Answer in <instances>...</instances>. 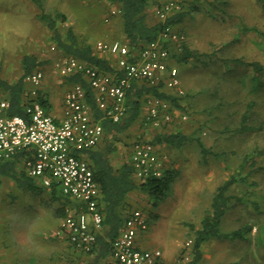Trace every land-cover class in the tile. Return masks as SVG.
Instances as JSON below:
<instances>
[{
    "label": "rangeland",
    "instance_id": "374dc122",
    "mask_svg": "<svg viewBox=\"0 0 264 264\" xmlns=\"http://www.w3.org/2000/svg\"><path fill=\"white\" fill-rule=\"evenodd\" d=\"M41 2L44 13L65 16V22L58 23L62 35L72 28L79 40L92 46L121 41L117 18L104 22L115 8L104 0ZM199 2L179 30L172 28L196 55L188 64L175 65L184 92L179 111L187 116L180 128L187 141L179 148L155 146L174 177L168 196L151 211L144 195H133L132 210L141 211L148 226L138 246L159 250L169 264H180L184 243L194 240L216 188L234 175L244 182L230 191L231 204L217 229L223 234L241 231V236L209 240L201 248L199 264H264V71L260 87L252 91L254 71L248 66L264 68V0ZM39 14L30 0H0L2 80L16 82L22 56L32 54L45 62L41 68L47 78L55 85L59 81L52 66L61 56L51 50V33L36 17ZM64 88L56 92L57 99ZM242 126L252 130L241 131ZM155 131L139 121L119 134L112 157L127 160L135 138L151 142ZM62 206L60 199L51 202L46 191L17 187L7 196L0 192V247L13 254L11 264H85L86 254L76 255L55 236ZM250 227L251 232L246 231Z\"/></svg>",
    "mask_w": 264,
    "mask_h": 264
},
{
    "label": "built area",
    "instance_id": "2783aa9c",
    "mask_svg": "<svg viewBox=\"0 0 264 264\" xmlns=\"http://www.w3.org/2000/svg\"><path fill=\"white\" fill-rule=\"evenodd\" d=\"M192 2L164 0L153 7L154 16L163 27L157 40L138 52H130L128 46L119 41L96 42L94 48L97 53H108L115 58L113 76L72 57L58 59L53 68L63 78L82 76L94 95L97 110L104 119L115 124L126 116V94L133 81L147 87L162 83L182 97L184 92L168 45L183 38L173 31L168 21L185 12ZM119 14V9L112 8L104 21L108 22ZM51 50L54 51L55 47ZM43 78L42 71L38 69L24 78L25 117L7 115L9 103L0 100V163L32 149V156L24 162L26 175L38 180L45 189L56 186L64 196L80 202L85 208L83 213H67L55 236L76 251L90 254L97 234L102 231L103 216L98 207L99 188L83 153L100 143L103 127L94 121L92 108L85 100L86 91L80 83L65 93L64 120L56 124L38 100ZM146 105L143 122L154 130L167 124L178 129L187 121L186 115H176L168 103L159 99L148 98ZM130 163L135 179L143 183L148 179H160L167 162L151 143L137 136L131 146ZM146 230L144 214L138 210L130 212L120 234L112 242L108 264H167L158 250L147 251L137 247V234ZM192 248L193 240L184 243L185 253L180 264L191 260Z\"/></svg>",
    "mask_w": 264,
    "mask_h": 264
},
{
    "label": "trees",
    "instance_id": "16d2710c",
    "mask_svg": "<svg viewBox=\"0 0 264 264\" xmlns=\"http://www.w3.org/2000/svg\"><path fill=\"white\" fill-rule=\"evenodd\" d=\"M30 1L39 8L40 14L38 15V20L44 24L49 33H51L50 40L54 43L55 49L59 52L61 58H75L103 73L112 70L107 60L99 58L94 53L95 45L92 46L91 43L79 40L72 28H68L63 35L60 33L58 23L65 22L66 19L64 15L56 13L53 16L52 14L44 13L41 0ZM104 1L119 9L120 14L117 17L120 20L122 33L125 36L126 45L130 52H138L146 45L157 40L163 25L160 22L153 25L147 22L148 9L158 5H156L154 0ZM187 13L188 11L186 10L178 14L176 17L170 19L168 24L173 27V25ZM170 55L175 65L188 64L196 57L186 44L182 45L181 52H171ZM44 63L45 62H41L37 56L32 54L23 55L20 61L21 75L19 79L14 83H8L0 78V92L6 94V100L9 102L10 106L7 115L25 117L22 97V93L24 89H26L24 78L26 75L40 68ZM248 66L252 67L254 71V76L251 78L252 91L258 90L261 85L260 75L264 71V68L256 63H250ZM67 79L70 84L80 83L84 87L86 91L85 100L93 108L95 119L100 120L103 115L100 111L95 110L93 95L86 81L78 75L71 76ZM148 95L167 101L170 103L172 109H181L179 99L164 92L162 83L156 87H147L146 84L141 83L140 87L137 88L134 93L132 91L127 93V110L123 120L115 124L103 118L102 127L105 135L111 136V140L117 141V135L129 129L139 120L142 98ZM247 113L249 112L247 111ZM242 118L246 121L249 115L245 114ZM165 126L162 128H165ZM246 130L252 129L248 126H242L241 131ZM186 141L187 138L185 134L182 132H175L172 134H157L154 136L151 143L153 146L160 145L168 148H179L182 147ZM115 151L112 141L107 142V140H105L104 142L103 140L101 145H97L84 154L93 173L94 180L99 187L100 199L104 204L103 211L101 212L103 216L102 230L105 227L106 230L96 237V244L100 246L103 258L111 252L112 242L120 234L124 222L132 210L131 206L127 203L129 195L135 193L144 195L147 198L148 206H150L147 211L149 209L151 211L152 208H155L168 196L174 177V172L165 170L160 179H148L141 183L136 180L133 175L130 158L128 162L121 164L117 169L113 168L110 164L109 156ZM19 157L20 156H16L14 159L0 164V177L15 181L20 188L23 187L29 190H35L36 188L33 187L31 180L25 175L17 172ZM243 179L244 178L231 175L216 188L209 210L201 220L200 228L195 230L191 260L184 264H199L202 257L201 248L209 240L228 239L241 236V231L223 234L217 228L231 204L232 196L230 191L235 185L242 184V182H244ZM50 195L52 200L60 199L63 201V206L59 208V214L61 218H65L64 206L71 205V201L65 197L56 186L50 188ZM246 231L251 232V227Z\"/></svg>",
    "mask_w": 264,
    "mask_h": 264
},
{
    "label": "crops",
    "instance_id": "0c3cea01",
    "mask_svg": "<svg viewBox=\"0 0 264 264\" xmlns=\"http://www.w3.org/2000/svg\"><path fill=\"white\" fill-rule=\"evenodd\" d=\"M155 1V3H156V5L158 4H160V3H162V0H154ZM199 1H201L202 2V0H193V2H192V4H191V6L187 9V11H188V13L187 14H189L190 12H192V11H195V10H197V8L199 7V5H200V2ZM154 7V6H153ZM153 7L152 8H150V9H148V11H147V22H148V24H150V25H153V24H155V23H157L158 22V20L155 18V16H154V14H153ZM186 14V15H187ZM185 15V16H186ZM38 15H36V17H37ZM185 16H182V18L179 20V21H177L174 25H173V27L172 28H176L177 30H179V25L180 24H182L181 22L184 20V17ZM115 18H117V22L119 21L120 22V20L118 19V17H115ZM111 20V19H110ZM109 20V21H110ZM108 21V22H109ZM105 22V21H104ZM108 22H106V23H108ZM121 41H119V42H121V43H125L126 44V40H125V36H124V34L122 33V27H121ZM174 31V30H173ZM175 32V31H174ZM180 36H182L183 37V35H181V34H179ZM184 38V37H183ZM184 41V39L182 40V41H180V42H177V43H174V44H169L168 45V47H169V50H170V54H171V52H177V51H179V52H181L182 51V45H179L180 43H184L185 44V42H183ZM177 45H179V47H177L176 48V46ZM187 46V45H186ZM188 47V46H187ZM173 49H174V51H173ZM179 52H177V53H179ZM94 53L99 57V58H102V59H105V60H107L108 62H109V65H110V68L112 69L110 72H106L105 74H108L109 76H113V69H114V67H115V58L113 57V56H111V55H109L108 53L107 54H99V53H97L96 51H95V48H94ZM25 55H27V54H25ZM29 55V54H28ZM173 61V60H172ZM174 63V62H173ZM175 65V64H174ZM176 66H178V65H176ZM175 66V67H176ZM92 67V66H91ZM94 68V67H93ZM177 68V67H176ZM52 69H53V72H54V74L57 76V78H58V80L59 81H57V83H56V85H55V83H54V81H51V79L50 78H47V76L45 75V72L43 71V69L40 67V68H38V70H41L42 71V73H43V75H44V78H43V82H42V86H41V88L39 89V91H38V100H39V102H41L42 103V105L45 107V110L47 111V113H48V115L50 116V117H52V119H53V121L56 123V124H59V123H61L63 120H64V95H65V93L74 85V84H70V83H68V79L67 78H63V77H60L57 73H56V71L54 70V68H53V66H52ZM178 70V69H177ZM179 72V71H178ZM78 76H80V75H78ZM83 80H84V78L82 77V76H80ZM69 78V77H68ZM61 80V81H60ZM86 81V80H85ZM58 84L60 85V86H58ZM63 84H66V85H63ZM76 84V83H75ZM161 84V83H160ZM140 85H141V82H131V87H130V89L127 91V93L128 92H130V91H132L133 93L137 90V88H139L140 87ZM61 86H66V88H64V90H63V94H62V96H59V98L57 99L56 98V96L58 97V95L56 94V92H58V89L60 90V87ZM162 89H163V91L164 92H166L167 93V91H169V92H171V94H169V93H167L168 95H171L172 97H175V98H178V99H180V97H178L177 95H176V93L173 91V90H171V89H168L166 86H164V84H162ZM25 93H26V89H24V91H23V93H22V97L25 95ZM93 95V94H92ZM93 97H94V95H93ZM148 98H154V99H157V98H155V97H153V96H151V95H148V96H145V97H143L142 98V104H141V115H140V117H139V120L136 122V123H134L132 126H134L135 124H137L139 121H140V123H141V125H143L144 127H146V128H148V129H151V130H154V129H152V128H150L149 126H147L144 122H143V117H144V115H145V113H146V110H147V105H146V101H147V99ZM94 99V98H93ZM0 100H6V94H3L2 92H0ZM126 100H127V94H126ZM126 100H125V106H126ZM160 100V99H159ZM7 101V100H6ZM161 101H164V100H161ZM8 102V101H7ZM164 102H166V103H168L167 101H164ZM179 102H180V100H179ZM9 103V102H8ZM169 105H170V103H168ZM180 104V103H179ZM22 105V104H21ZM171 106V105H170ZM92 108V107H91ZM94 108H95V110H97V108H96V106H95V102H94ZM172 109V108H171ZM126 110H127V107H126ZM176 115L177 114H182V113H180V111L178 110V109H173L172 110ZM144 112V113H143ZM92 113H93V117H94V111H93V108H92ZM94 119V121L95 122H97V123H99L101 126H102V121H103V117H101V119L100 120H96L95 119V117L93 118ZM132 126L129 128V129H127V130H130L131 128H132ZM182 128H178V129H175V127L173 126V125H169V124H167L166 126H165V128H161V129H159V130H156L155 132H156V135L157 134H172V133H177V132H181L182 130H181ZM127 130H125V131H127ZM124 131V132H125ZM183 133V132H182ZM184 134V133H183ZM155 135V136H156ZM117 136H119V135H117ZM111 136H106L105 135V132H104V134H103V137H102V139H101V141H100V143L98 144V145H101L102 143H103V140H104V142H105V140H107V142H109V141H112L113 142V146H114V148H115V142H117V141H113V140H111V138H110ZM118 138V137H117ZM149 142V141H148ZM149 143H151V142H149ZM152 144V143H151ZM153 145V144H152ZM154 146H156V145H154ZM115 152L112 154V155H110L109 156V161H110V164L113 166V168H115V169H117L121 164H123V163H125V162H128V160H129V158H130V155H131V148H130V150H129V153H128V158H127V160H123V158L120 156V157H117V158H115V157H112L113 155H115L116 154V152H117V148H115ZM86 153V152H85ZM85 153H83V158L84 159H86V157L84 156V154ZM16 156H20L19 157V159H18V164H17V172L18 173H21V174H23V175H25L27 178H29L30 180H31V182H32V184H33V187H35L36 189L35 190H37L39 193L40 192H43V191H46V192H48L49 193V199H50V201L51 202H54L55 200H52V198H51V195H50V189H45V188H43V187H41L40 186V184H39V182H38V180H36V179H34V178H30L29 176H27L26 175V173H25V171H24V162H25V160H26V158H28V157H30V156H32V149H30V150H27V151H24V152H20V153H17L15 156H13V158L12 159H14ZM12 159H10V160H12ZM10 160H8V161H10ZM87 161V160H86ZM6 162V161H5ZM2 163H4V162H2ZM2 163H0V164H2ZM3 180H0V187L2 186L3 188H4V191H0V192H4L5 193V195L7 196V195H10L11 194V191L13 190V189H15V188H17V187H19L17 184H16V182L15 181H13V180H11V179H8V178H2ZM99 188V187H98ZM133 195L134 194H130L129 195V197H128V199H127V203L129 204V206H131V209L133 208L132 207V197H133ZM66 197V196H65ZM70 201H71V205L69 204V205H66V206H64V212H65V215H67V213H74V214H79V213H83L84 211H85V208H84V206H83V204H81L80 202H77V201H74V200H72L71 198H69V197H67ZM101 195H100V193H99V197H98V207H99V210L102 212L103 211V208H104V204L102 203V201H101ZM132 211H134V210H131V212ZM139 211V210H138ZM63 219V218H62ZM62 219H60V222H61V220ZM59 226V225H58ZM58 226H57V228H58ZM57 228H56V230H57ZM147 229H148V226H147ZM56 230H55V232H56ZM104 230H106V227L105 228H103V230L101 231V232H99L98 234H97V236L98 235H100V234H102L103 232H104ZM147 231V230H146ZM146 231H144V232H139L138 234H137V237H136V245H137V247L138 248H140L139 246H138V241H139V236L140 235H142V234H144ZM96 236V237H97ZM61 242H63V243H66V244H68L66 241H62V240H60ZM3 242H4V240H3ZM1 244V243H0ZM69 245V244H68ZM70 247H71V249L74 251V253L77 255L78 253L79 254H83V253H80V252H78V251H76L71 245H70ZM140 249H142V248H140ZM159 251V250H158ZM102 252H101V248H100V246H98L97 244H95V246H94V248H93V250H92V253H90V254H86V257H87V260L85 261V264H94V263H96V262H99V261H101V260H104L105 261V263L104 264H108V260H109V256H110V253L105 257V258H103L102 257ZM161 254H162V252H161ZM162 258H163V256H162ZM12 260H13V254L10 252V251H5L3 248H1L0 247V264H11L12 263ZM163 260L167 263V264H169L168 262H167V260H166V258L164 257L163 258ZM4 261V262H3Z\"/></svg>",
    "mask_w": 264,
    "mask_h": 264
}]
</instances>
